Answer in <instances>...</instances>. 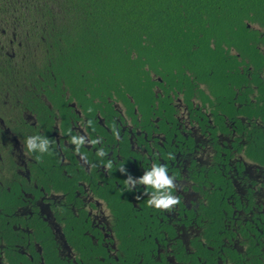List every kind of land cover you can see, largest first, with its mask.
I'll return each mask as SVG.
<instances>
[{
    "label": "flooded vegetation",
    "instance_id": "1",
    "mask_svg": "<svg viewBox=\"0 0 264 264\" xmlns=\"http://www.w3.org/2000/svg\"><path fill=\"white\" fill-rule=\"evenodd\" d=\"M17 35L0 26V264H264V163L249 156L245 130L229 117L223 127L214 105L179 91L132 114L120 102L112 111L69 94L50 99L15 75ZM30 136L47 139L45 150H29ZM153 164L173 178L177 202L167 208L147 203L151 186L126 189L127 175ZM218 180L227 186L210 216ZM121 189L134 246L105 197Z\"/></svg>",
    "mask_w": 264,
    "mask_h": 264
},
{
    "label": "trees",
    "instance_id": "2",
    "mask_svg": "<svg viewBox=\"0 0 264 264\" xmlns=\"http://www.w3.org/2000/svg\"><path fill=\"white\" fill-rule=\"evenodd\" d=\"M6 24L18 31L16 48L22 42L15 75L50 99L69 94L112 111L120 102L132 114L172 92L187 103L197 96L223 127L229 117L245 130L249 156L264 163V0H0ZM220 185L210 216L223 204ZM121 192L105 197L134 246L132 204Z\"/></svg>",
    "mask_w": 264,
    "mask_h": 264
},
{
    "label": "clouds",
    "instance_id": "3",
    "mask_svg": "<svg viewBox=\"0 0 264 264\" xmlns=\"http://www.w3.org/2000/svg\"><path fill=\"white\" fill-rule=\"evenodd\" d=\"M38 139H40V143L37 145L36 141ZM76 142L79 144V139ZM25 143L29 150L39 147L41 151H44L48 140L39 136H30L26 138ZM100 154L102 155L103 153ZM120 171L122 173L127 171L124 165L120 166ZM126 181L127 190H132L137 184L151 186L155 190L147 201L149 205L157 208H167L177 202V198L170 191L171 187H173V178L167 174L166 166L163 164H153L150 169L145 170L143 175L135 179L129 174L126 177Z\"/></svg>",
    "mask_w": 264,
    "mask_h": 264
},
{
    "label": "rangeland",
    "instance_id": "4",
    "mask_svg": "<svg viewBox=\"0 0 264 264\" xmlns=\"http://www.w3.org/2000/svg\"><path fill=\"white\" fill-rule=\"evenodd\" d=\"M262 49H263V51H264V45H262Z\"/></svg>",
    "mask_w": 264,
    "mask_h": 264
}]
</instances>
